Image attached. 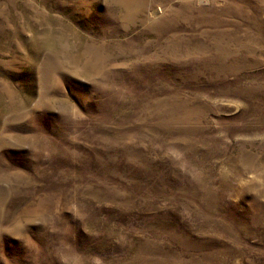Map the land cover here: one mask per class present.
<instances>
[{"label":"rangeland","instance_id":"rangeland-1","mask_svg":"<svg viewBox=\"0 0 264 264\" xmlns=\"http://www.w3.org/2000/svg\"><path fill=\"white\" fill-rule=\"evenodd\" d=\"M0 264H264V0H0Z\"/></svg>","mask_w":264,"mask_h":264}]
</instances>
